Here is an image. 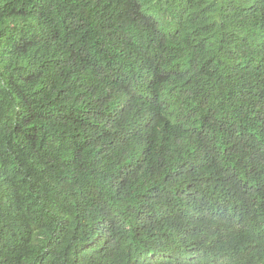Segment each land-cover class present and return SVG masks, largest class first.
Here are the masks:
<instances>
[{"label":"trees","instance_id":"16d2710c","mask_svg":"<svg viewBox=\"0 0 264 264\" xmlns=\"http://www.w3.org/2000/svg\"><path fill=\"white\" fill-rule=\"evenodd\" d=\"M0 264H264V0H0Z\"/></svg>","mask_w":264,"mask_h":264}]
</instances>
